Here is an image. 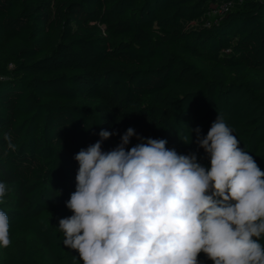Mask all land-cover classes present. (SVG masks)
Instances as JSON below:
<instances>
[{
    "label": "trees",
    "instance_id": "1",
    "mask_svg": "<svg viewBox=\"0 0 264 264\" xmlns=\"http://www.w3.org/2000/svg\"><path fill=\"white\" fill-rule=\"evenodd\" d=\"M218 114L264 171V0H0V264H83L58 223L101 130L103 151L132 127L126 149L165 139L209 167L194 129Z\"/></svg>",
    "mask_w": 264,
    "mask_h": 264
},
{
    "label": "clouds",
    "instance_id": "2",
    "mask_svg": "<svg viewBox=\"0 0 264 264\" xmlns=\"http://www.w3.org/2000/svg\"><path fill=\"white\" fill-rule=\"evenodd\" d=\"M194 131L209 167L165 139L137 136L126 149L132 127L103 151L116 133L101 130L74 157L76 190L66 201L72 215L58 223L64 246L83 264H202L201 253L213 264H264V171L221 115L206 136ZM4 138L16 151L11 136ZM7 190L0 182V203ZM10 244L9 216L0 211V247Z\"/></svg>",
    "mask_w": 264,
    "mask_h": 264
},
{
    "label": "built area",
    "instance_id": "3",
    "mask_svg": "<svg viewBox=\"0 0 264 264\" xmlns=\"http://www.w3.org/2000/svg\"><path fill=\"white\" fill-rule=\"evenodd\" d=\"M231 6H232V3H224L217 10L212 11L211 16L216 17L218 15H222L228 12Z\"/></svg>",
    "mask_w": 264,
    "mask_h": 264
}]
</instances>
